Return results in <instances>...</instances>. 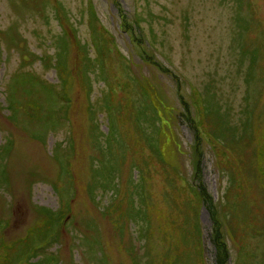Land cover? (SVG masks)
Listing matches in <instances>:
<instances>
[{
	"label": "rangeland",
	"instance_id": "rangeland-1",
	"mask_svg": "<svg viewBox=\"0 0 264 264\" xmlns=\"http://www.w3.org/2000/svg\"><path fill=\"white\" fill-rule=\"evenodd\" d=\"M24 263L264 264V0H0V264Z\"/></svg>",
	"mask_w": 264,
	"mask_h": 264
},
{
	"label": "trees",
	"instance_id": "trees-1",
	"mask_svg": "<svg viewBox=\"0 0 264 264\" xmlns=\"http://www.w3.org/2000/svg\"><path fill=\"white\" fill-rule=\"evenodd\" d=\"M147 56V55H146ZM180 81V80H179ZM199 93L201 94V92L199 91ZM182 99H183V97H182ZM184 102V101H183ZM202 102H203V100H202ZM203 104H204V102H203ZM244 120V119H243ZM250 121L251 120H244L243 121V123H244V126H246V125H248L249 123H250ZM198 148H199V145H197L196 147H195V153L196 154H198ZM200 169H199V164H196V172H198ZM195 172V173H196ZM197 175H195V177H196ZM202 196H203V198L204 199H206L207 198V196L206 195H204V194H202ZM215 240L217 241V244L219 243V245H224V242H223V237H222V235L220 234V231L215 235ZM26 264V263H25Z\"/></svg>",
	"mask_w": 264,
	"mask_h": 264
}]
</instances>
